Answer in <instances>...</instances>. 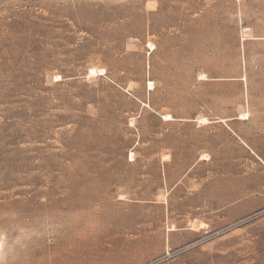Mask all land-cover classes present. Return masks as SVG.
Segmentation results:
<instances>
[{"label":"rangeland","instance_id":"obj_1","mask_svg":"<svg viewBox=\"0 0 264 264\" xmlns=\"http://www.w3.org/2000/svg\"><path fill=\"white\" fill-rule=\"evenodd\" d=\"M0 261L264 264V0H0Z\"/></svg>","mask_w":264,"mask_h":264},{"label":"bare ground","instance_id":"obj_2","mask_svg":"<svg viewBox=\"0 0 264 264\" xmlns=\"http://www.w3.org/2000/svg\"><path fill=\"white\" fill-rule=\"evenodd\" d=\"M155 7V6H154ZM149 8V7H148ZM245 29H247V30H245ZM245 29H242V36H241V39L242 40H246V39H249V38H254V39H256V37H254L253 36V34L251 33V28H245ZM245 31H248L247 33H244ZM148 46L149 47H153L154 45L151 43V42H149L148 43ZM154 48V47H153ZM89 73H91V74H97V75H102V74H104L105 73V70L104 69H97V68H90V72ZM206 78L205 77V75H201L200 76V79L201 78ZM148 85L151 87L152 85H153V82H151V81H149V83H148ZM153 87V86H152ZM151 89V88H150ZM145 105V104H144ZM242 117H244V116H246V115H248V112H243V113H241L240 114ZM167 117H170V119L169 118H167ZM161 118L163 119V120H165V121H169V120H173V117H172V115H170V114H162L161 115ZM240 119H242L241 117H240ZM245 119V118H244ZM197 122L198 123H201V124H206V123H209V120L207 119V118H205V117H201V118H198V120H197ZM133 157V153H131L130 154V158H131V160L133 159L132 158Z\"/></svg>","mask_w":264,"mask_h":264},{"label":"built area","instance_id":"obj_3","mask_svg":"<svg viewBox=\"0 0 264 264\" xmlns=\"http://www.w3.org/2000/svg\"><path fill=\"white\" fill-rule=\"evenodd\" d=\"M245 29V28H244ZM245 30H247V29H245ZM248 31H245L244 33H247Z\"/></svg>","mask_w":264,"mask_h":264},{"label":"clouds","instance_id":"obj_4","mask_svg":"<svg viewBox=\"0 0 264 264\" xmlns=\"http://www.w3.org/2000/svg\"><path fill=\"white\" fill-rule=\"evenodd\" d=\"M0 264H2V261H0Z\"/></svg>","mask_w":264,"mask_h":264},{"label":"snow or ice","instance_id":"obj_5","mask_svg":"<svg viewBox=\"0 0 264 264\" xmlns=\"http://www.w3.org/2000/svg\"><path fill=\"white\" fill-rule=\"evenodd\" d=\"M167 118H169V119H170V117H167ZM245 119H246V117H245Z\"/></svg>","mask_w":264,"mask_h":264}]
</instances>
